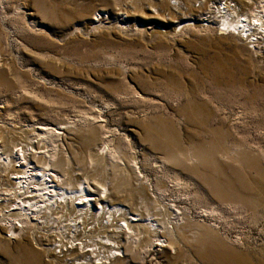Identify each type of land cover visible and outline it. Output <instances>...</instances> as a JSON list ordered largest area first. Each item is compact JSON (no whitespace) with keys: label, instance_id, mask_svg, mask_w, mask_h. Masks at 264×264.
Masks as SVG:
<instances>
[{"label":"rangeland","instance_id":"rangeland-1","mask_svg":"<svg viewBox=\"0 0 264 264\" xmlns=\"http://www.w3.org/2000/svg\"><path fill=\"white\" fill-rule=\"evenodd\" d=\"M171 2L0 0V151L63 159L64 179L152 215L156 234H124L132 251L112 264H212L204 251L264 264V40L192 25L209 7L172 15ZM2 224L0 264H54L49 239H9Z\"/></svg>","mask_w":264,"mask_h":264},{"label":"bare ground","instance_id":"bare-ground-1","mask_svg":"<svg viewBox=\"0 0 264 264\" xmlns=\"http://www.w3.org/2000/svg\"><path fill=\"white\" fill-rule=\"evenodd\" d=\"M173 1L167 6L172 15L176 13L179 15L180 11L184 12L188 9L193 11L195 8L194 2H198L196 8L201 11L205 7H209L204 15L202 12L196 19L185 18L192 25L194 21L202 23V26L206 27L212 25L215 26L214 31L216 33L217 28L221 27L228 30L227 34L217 33L218 35L231 34L245 41L247 40L245 43H252L254 49H257V44H253L257 43V39L264 40L263 11L257 10V12L255 9H251L250 5L245 4L244 0H233L234 3H231L232 0L212 2L211 0H187L188 7H185L186 5L181 0ZM203 2L206 5H202ZM245 6L248 7L245 8ZM105 17L108 18L106 15ZM103 20V15L98 12L97 16L94 15L90 21L91 27L101 26ZM160 23L168 26V22L164 21V17L160 20ZM110 24L113 26V23ZM132 25L140 27L136 22ZM116 26L117 31H122L130 25L127 19L124 18ZM158 26L155 30L168 31L163 28L160 30ZM183 26H188V24ZM140 28L146 27L141 26ZM1 136H4V134L0 135V146L3 142ZM13 147H15V144ZM11 149L5 151L4 156L2 154L4 152L0 151V158L2 159L0 162V186H4L3 191L6 193L0 195V224H7L10 235L6 238L9 239L20 235L22 231H26L25 233L31 235L30 240L36 247H39L38 240L47 241L49 239L48 242L51 241V244L46 248L43 246L45 248L43 250L50 254L54 264L55 261L61 262L62 260V264H112L115 260L122 261L126 253L132 251L129 245L124 246L123 244L124 239L122 236L124 234L133 233V230L136 231V235H140V232L156 234L159 229L155 219L150 217L151 214L147 218L148 221L142 223L140 203L138 206L141 209L135 210L137 214H132L129 208L124 205H110L105 189L107 185L102 188V191H105L102 195L96 193L85 179L81 181L74 180V182L64 179L66 174L62 172V168L64 164H67V161L56 159L57 161L53 163L47 161L38 165L32 162L35 158L28 147ZM96 154H98V151H96ZM13 175L15 176L13 177ZM126 177L122 175L123 182L128 180ZM118 186H114V188L117 187L116 191L119 193V191L121 192V185ZM10 218H13L16 223L7 221ZM155 226L156 228H154ZM147 234L145 235L147 236ZM168 236L171 238L172 233ZM48 242L45 244H48ZM174 242L170 244L171 252H174ZM158 243L159 248L167 245L164 240ZM23 252L25 255L31 253L37 255V251L34 249L24 248ZM204 252L203 254L200 253V258L208 259L207 262L211 260L212 264H248L247 260L237 256L238 254L227 255L222 252L221 254L219 252ZM78 259L80 260L78 261ZM33 264L43 263L39 258H36Z\"/></svg>","mask_w":264,"mask_h":264},{"label":"built area","instance_id":"built-area-1","mask_svg":"<svg viewBox=\"0 0 264 264\" xmlns=\"http://www.w3.org/2000/svg\"><path fill=\"white\" fill-rule=\"evenodd\" d=\"M213 30H214V28H213ZM227 31L228 30H224V29H222L221 27H218L217 28V33H219V34H227ZM250 45V44H249ZM251 46V45H250ZM249 49H252L251 47H249Z\"/></svg>","mask_w":264,"mask_h":264}]
</instances>
